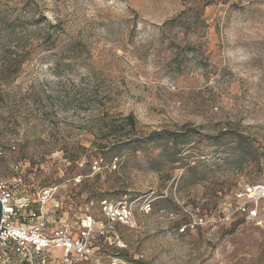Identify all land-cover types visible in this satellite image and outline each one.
Returning <instances> with one entry per match:
<instances>
[{
  "label": "rangeland",
  "instance_id": "obj_1",
  "mask_svg": "<svg viewBox=\"0 0 264 264\" xmlns=\"http://www.w3.org/2000/svg\"><path fill=\"white\" fill-rule=\"evenodd\" d=\"M0 184L49 239L0 264H264V199L240 198L264 184V0H0Z\"/></svg>",
  "mask_w": 264,
  "mask_h": 264
},
{
  "label": "built area",
  "instance_id": "obj_2",
  "mask_svg": "<svg viewBox=\"0 0 264 264\" xmlns=\"http://www.w3.org/2000/svg\"><path fill=\"white\" fill-rule=\"evenodd\" d=\"M49 193L50 190H45ZM240 198L244 201L247 198V203L252 201H258L264 199V184H257L248 186L244 189V194L240 195ZM14 193L9 186L0 184V201L3 207V216L0 224V262L5 261L10 256V242H15L17 248L21 252L27 249V243H30V247L34 252H40L43 247L49 246V239L40 234L39 232L32 233L31 235L26 233L24 227H14L9 224V220L12 214L17 211V205L14 204ZM24 201V202H23ZM20 203H25V200H21ZM103 208L109 220L118 222L121 224L129 223L133 216V211L128 205H114L107 200L103 202ZM247 203H245L247 205ZM245 204L243 206L245 208ZM145 211L150 210V205L146 203L143 205ZM92 218L84 220V228L88 229L91 226ZM57 236L61 239L59 246H63L69 253L72 249H76L80 252H84L87 249L86 243L83 241V237L80 240L72 241L67 233L61 229L58 230Z\"/></svg>",
  "mask_w": 264,
  "mask_h": 264
},
{
  "label": "trees",
  "instance_id": "obj_3",
  "mask_svg": "<svg viewBox=\"0 0 264 264\" xmlns=\"http://www.w3.org/2000/svg\"><path fill=\"white\" fill-rule=\"evenodd\" d=\"M125 126L130 127L131 130H135L137 120L133 113H130L126 115L124 118L121 119ZM184 128L182 130H160V131H152L150 132L145 138H141L139 136L138 138H134V135L127 137L128 134L119 135L117 134V137L114 141L111 143H108L109 149L106 151H109L110 155L109 157L114 158L118 157L122 154V152L126 149H136L137 148V142H145V143H151V142H160L165 140H170L173 145H186L190 142V136L199 135L201 134L200 130H197L195 128L190 127L189 125H184ZM240 137H238L239 140ZM122 146V147H121ZM124 146V147H123ZM181 150L180 148H176L175 153H179L178 151ZM108 154V152H104L103 155ZM94 156L98 157V152L93 153ZM81 156H70L69 160L71 161V164L74 166H77L79 162V159ZM102 239H105V235L101 234ZM104 236V237H103ZM100 238V240H101Z\"/></svg>",
  "mask_w": 264,
  "mask_h": 264
},
{
  "label": "water",
  "instance_id": "obj_4",
  "mask_svg": "<svg viewBox=\"0 0 264 264\" xmlns=\"http://www.w3.org/2000/svg\"><path fill=\"white\" fill-rule=\"evenodd\" d=\"M2 216H3V207H2V203L0 201V224H1V221H2Z\"/></svg>",
  "mask_w": 264,
  "mask_h": 264
}]
</instances>
